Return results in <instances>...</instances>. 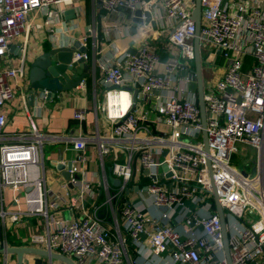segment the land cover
<instances>
[{
	"label": "built area",
	"instance_id": "built-area-1",
	"mask_svg": "<svg viewBox=\"0 0 264 264\" xmlns=\"http://www.w3.org/2000/svg\"><path fill=\"white\" fill-rule=\"evenodd\" d=\"M74 1L0 0V63L6 64L0 67V188L12 192L13 204L21 205L22 197L26 206L24 212H11L10 222L25 215L43 217L44 231L29 235L30 246L70 257L76 264H137L139 259L141 264H227L214 189L225 217L231 264H264V0H200L202 72L204 64L212 66L207 77L203 72L208 151L201 138L197 91L189 78L194 68V1L93 0L101 19L113 13L115 23L103 29L101 40L94 26L78 36L82 51L74 50L71 63L89 61L92 39V57L106 52L99 63L100 83L116 88L106 92L107 103L100 108L106 112L108 132L97 129L91 136L68 139L75 152L69 181L92 198L95 187H102L105 198L90 207L75 206L72 200L80 208L78 216L56 218L59 197H48L43 136L32 126L17 142L5 141L3 108L14 99L15 87L27 80V40L19 39L29 30L28 15L39 13L52 26L56 19L51 5L71 8ZM137 11V45L120 49L115 42L129 36ZM75 14L82 10L76 7ZM66 28L74 30L72 25ZM48 33L53 42L56 32ZM18 44L14 66L10 49ZM46 93H40L42 99ZM121 93L127 95L124 110L113 103ZM73 112L79 124L88 114L83 106ZM88 144L97 147L101 182L86 178ZM247 148L255 150L249 171L232 162L234 155L244 157ZM106 162L120 183L114 188L106 182ZM135 186L163 209L159 216L146 215L127 199L131 191L126 194L125 189ZM7 216L0 211L3 226Z\"/></svg>",
	"mask_w": 264,
	"mask_h": 264
},
{
	"label": "crops",
	"instance_id": "crops-1",
	"mask_svg": "<svg viewBox=\"0 0 264 264\" xmlns=\"http://www.w3.org/2000/svg\"><path fill=\"white\" fill-rule=\"evenodd\" d=\"M74 6L71 8L62 9L61 6L51 5V16L54 17L55 23L50 26L45 22V16L39 13H30L27 18V23L29 25V30L23 33L19 39L26 41V49L31 53L40 52L43 48H49L51 46H72L76 42V38L82 34H87V29L94 26L97 32V38L101 40L102 31L105 27H110L115 23V14L110 13L105 18L104 21L101 19L103 14L97 13L95 11V5L93 0H76L74 1ZM81 9L82 14L76 15L75 9ZM54 9L57 11L54 12ZM74 10V16L66 17L64 15L65 11ZM122 24V23H121ZM72 25L74 30L66 28V26ZM117 25V24H115ZM136 22L130 28L129 36H121V39L116 40V45L120 49H133L137 45V29ZM48 29H52L56 33V37L53 42L48 40ZM110 41L113 39L110 37ZM87 52L89 54V61L87 62L89 68L87 71V77L84 80L85 84L80 87V83L72 90L66 92H57L53 97L48 100L42 99L41 96H37L33 103L30 105L27 92L25 90V83H19L15 87V97L14 99L7 103L3 108V113L6 115V125L4 127V139L7 142L15 143L18 141V137L25 132H31L32 126L42 134V149H43V167L45 168V185L47 190L52 194L48 197L50 199H55V195L59 197V211L57 216L65 218V211L68 216L79 214V209L75 206L90 207L105 198L104 190L102 187L97 186L94 189L95 195L92 198L86 193H81L79 189L74 188L70 181L64 180L61 172L54 166L59 163H67L75 157V152L72 149V144L68 141L71 137L75 138L78 135H92L97 129L100 133L108 132V121L106 118V113L101 111L100 108L105 106L107 103V91L109 90L103 84L100 83V72L99 63L103 61V55L106 52L100 53L99 55L93 56V46L92 39L88 38ZM53 43V44H52ZM15 45L10 50V57L14 66L18 63V50ZM103 48V47H101ZM100 47H97V51ZM109 54V52H108ZM102 56V57H101ZM6 65L5 63H0V67ZM209 67H212L208 64ZM207 65V66H208ZM208 67L204 72V76L207 75ZM82 80V81H83ZM24 97V98H23ZM127 96L121 95L122 103L121 109L124 110L127 104ZM24 99V100H23ZM24 101V103H23ZM118 101V100H117ZM114 101L113 103H116ZM110 105L112 101H109ZM78 106H83L87 108L88 114L85 121L79 124L74 120L73 114L74 110ZM47 149V154H46ZM114 154V153H113ZM111 154V156L113 155ZM85 155L87 160L85 161V169L87 171L86 178H94L95 183L97 181L101 182V168L99 166V159L97 154V147L93 144H88L86 146ZM123 155H119L118 159L122 160ZM112 159L109 160L111 162ZM47 163L48 172L45 167ZM106 182L111 188L115 185L116 181L109 171V163L106 162ZM47 172V173H46ZM46 174L52 179L46 181ZM142 183L147 181H141ZM72 185V187H71ZM136 187V186H135ZM22 194V193H21ZM12 192L8 189L2 190L0 188V211L3 210L4 213H8L5 220V226L1 222L0 235L1 240L4 243L11 246H25L30 245L29 235L31 233H42L45 228V221L43 217L37 215H25L18 222H10L9 215L11 212L23 211L26 209L25 204L22 202V197H20L21 205L16 206L12 203ZM56 197V198H57ZM129 201H134L136 204L143 207V211L146 215L159 216L163 211L161 207L155 206L151 199L146 193L131 190V193L126 196ZM49 199V200H50ZM74 200L75 206L70 203ZM66 209V210H65ZM170 224L174 226L179 232H182V228L179 224L171 221ZM5 227V228H4ZM2 230V231H1ZM200 231V230H198ZM25 258L28 259L27 264H35L33 257L26 255ZM134 258V256H133ZM46 263V260L43 259ZM143 262V261H142ZM0 264H16L15 258L2 257L0 255ZM52 264H59L53 262ZM137 264H141V260L137 261Z\"/></svg>",
	"mask_w": 264,
	"mask_h": 264
},
{
	"label": "water",
	"instance_id": "water-1",
	"mask_svg": "<svg viewBox=\"0 0 264 264\" xmlns=\"http://www.w3.org/2000/svg\"><path fill=\"white\" fill-rule=\"evenodd\" d=\"M194 1V9L191 14V18L195 25L194 39H193V54H194V68L192 73H190L189 78L195 84V89L197 91V107L200 110L201 119V138L204 145V150L208 151V146L206 145V111L204 109L203 100V72L201 66V54L199 50V30H200V0ZM64 15L66 17L74 16V10L65 11ZM139 12H135L132 20L136 23L140 22L138 18ZM146 20H148V15L146 14ZM77 42L72 46H51L49 48H43L38 53H31L29 50L25 49L24 58H26V83L25 90L27 92L29 104L31 105L37 96L43 90L47 91L45 100L53 97L57 92H66L74 89L83 79L87 77L88 64L83 59H78L74 63H71L72 53L78 48V51L82 49L78 47ZM13 46H11L12 49ZM20 44L17 46L18 53L20 56ZM10 49V50H11ZM111 88H116L111 86ZM136 92L134 91L133 99H135ZM56 169L61 172L64 180H70L69 170L71 169V162H67L65 165L59 163L55 165ZM210 170V166L208 164ZM74 179H77L74 176ZM115 185H119V181L116 179ZM72 187V185H71ZM131 190L138 191V187H134ZM130 189L126 188L125 193L128 194ZM211 196L214 199L216 214L221 222V233L223 235V253L227 264H231L230 255L228 253V235L226 233L225 217H223V211L220 208L218 201L216 199V193L214 189L211 191ZM100 217L103 216L102 212H99ZM1 229V222H0ZM0 255L2 257L15 258L16 264H27L28 259L25 258L26 255L32 256L35 264H51L57 262L59 264H76L70 257L64 256L62 254L49 252L46 249L36 248L30 245L25 246H11L3 241L0 243ZM46 260V263L43 261Z\"/></svg>",
	"mask_w": 264,
	"mask_h": 264
},
{
	"label": "rangeland",
	"instance_id": "rangeland-1",
	"mask_svg": "<svg viewBox=\"0 0 264 264\" xmlns=\"http://www.w3.org/2000/svg\"><path fill=\"white\" fill-rule=\"evenodd\" d=\"M204 67H209V65L207 66L206 64H204ZM207 75H208V73H207ZM207 75H205V77H207ZM245 151H246V154L242 158H240L238 155H234L233 158H232V162L238 168H240V167L243 168L244 167L246 170L249 171L251 169V167H250L251 165L250 164L252 163V160L254 159V156H255V150L252 149V148H247ZM47 153L48 152H47V149H46V154ZM112 158H113L112 156H108L106 161L109 162V160L112 159ZM45 167H46V169L49 168L47 163H45ZM47 172H48V169H47ZM50 179H52V178L49 175L46 174V181H48ZM64 215H65V218H69V216L66 213V211H65ZM57 217L58 216L56 215V218ZM0 238H1V235H0Z\"/></svg>",
	"mask_w": 264,
	"mask_h": 264
},
{
	"label": "bare ground",
	"instance_id": "bare-ground-1",
	"mask_svg": "<svg viewBox=\"0 0 264 264\" xmlns=\"http://www.w3.org/2000/svg\"><path fill=\"white\" fill-rule=\"evenodd\" d=\"M121 95H125V96H127L125 93H121L120 94V97L118 98V101L116 102V104L117 105H119L120 107H121V105H120V103H122V100H121ZM110 103V102H109ZM109 111L111 112V108H110V104H109ZM122 110V109H121Z\"/></svg>",
	"mask_w": 264,
	"mask_h": 264
},
{
	"label": "trees",
	"instance_id": "trees-1",
	"mask_svg": "<svg viewBox=\"0 0 264 264\" xmlns=\"http://www.w3.org/2000/svg\"><path fill=\"white\" fill-rule=\"evenodd\" d=\"M88 47H89V45H88Z\"/></svg>",
	"mask_w": 264,
	"mask_h": 264
}]
</instances>
